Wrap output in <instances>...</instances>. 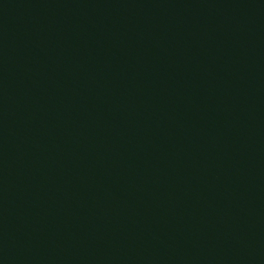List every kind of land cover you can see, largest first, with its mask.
Returning a JSON list of instances; mask_svg holds the SVG:
<instances>
[{
  "label": "water",
  "instance_id": "1",
  "mask_svg": "<svg viewBox=\"0 0 264 264\" xmlns=\"http://www.w3.org/2000/svg\"><path fill=\"white\" fill-rule=\"evenodd\" d=\"M0 264H264V0H0Z\"/></svg>",
  "mask_w": 264,
  "mask_h": 264
}]
</instances>
